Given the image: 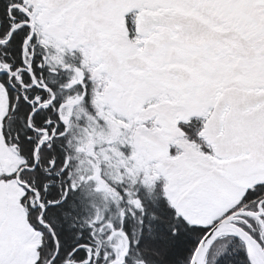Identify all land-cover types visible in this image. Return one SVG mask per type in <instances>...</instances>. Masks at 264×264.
<instances>
[{
    "label": "snow or ice",
    "instance_id": "snow-or-ice-1",
    "mask_svg": "<svg viewBox=\"0 0 264 264\" xmlns=\"http://www.w3.org/2000/svg\"><path fill=\"white\" fill-rule=\"evenodd\" d=\"M0 264H264V0H0Z\"/></svg>",
    "mask_w": 264,
    "mask_h": 264
}]
</instances>
